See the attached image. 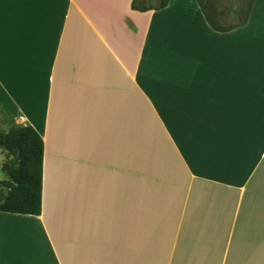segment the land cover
I'll return each instance as SVG.
<instances>
[{
	"label": "crops",
	"instance_id": "1",
	"mask_svg": "<svg viewBox=\"0 0 264 264\" xmlns=\"http://www.w3.org/2000/svg\"><path fill=\"white\" fill-rule=\"evenodd\" d=\"M131 2L0 0V131L43 142L0 264H264V0Z\"/></svg>",
	"mask_w": 264,
	"mask_h": 264
},
{
	"label": "trees",
	"instance_id": "2",
	"mask_svg": "<svg viewBox=\"0 0 264 264\" xmlns=\"http://www.w3.org/2000/svg\"><path fill=\"white\" fill-rule=\"evenodd\" d=\"M208 24L218 31H227L243 25L252 6L250 0L236 21L227 20L228 12H218L208 7L205 0H197ZM168 0H132L131 8L149 11L163 8ZM0 149L4 153L1 170L5 178L0 180V211L39 215L41 211V159L43 142L31 125H17L0 131ZM9 159V160H8Z\"/></svg>",
	"mask_w": 264,
	"mask_h": 264
},
{
	"label": "rangeland",
	"instance_id": "3",
	"mask_svg": "<svg viewBox=\"0 0 264 264\" xmlns=\"http://www.w3.org/2000/svg\"><path fill=\"white\" fill-rule=\"evenodd\" d=\"M208 3L210 9H214L218 12H228L227 20L231 23L236 21V13L241 12L246 8L250 0H205ZM4 159V153L0 149V180L5 178L3 171L1 170V162ZM9 160V159H8ZM4 193V190H0V194Z\"/></svg>",
	"mask_w": 264,
	"mask_h": 264
}]
</instances>
